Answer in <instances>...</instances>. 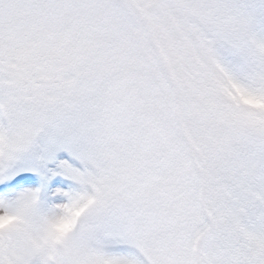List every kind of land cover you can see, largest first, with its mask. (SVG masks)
<instances>
[{"label":"snow or ice","instance_id":"snow-or-ice-1","mask_svg":"<svg viewBox=\"0 0 264 264\" xmlns=\"http://www.w3.org/2000/svg\"><path fill=\"white\" fill-rule=\"evenodd\" d=\"M0 264H264V0H0Z\"/></svg>","mask_w":264,"mask_h":264}]
</instances>
